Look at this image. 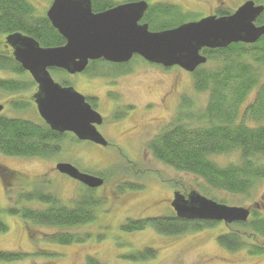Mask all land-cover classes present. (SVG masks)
Returning a JSON list of instances; mask_svg holds the SVG:
<instances>
[{
    "label": "rangeland",
    "instance_id": "rangeland-1",
    "mask_svg": "<svg viewBox=\"0 0 264 264\" xmlns=\"http://www.w3.org/2000/svg\"><path fill=\"white\" fill-rule=\"evenodd\" d=\"M28 1L34 5L38 15L45 14L51 2V0ZM149 2L177 4L184 14H196L198 16L196 18H199L214 13L217 7L233 10L242 0H150ZM131 65L134 68L132 77L134 79L129 82V93L139 106L149 101L158 103L159 98L171 85L176 89L177 94L173 93L165 105H156L142 116L141 124H137L140 136L131 140V144L127 146L132 153L125 152V145L120 144L125 150H122L125 158L119 155L117 147L120 145L116 142L119 141L118 137L107 138L109 145L104 147L90 141H75L70 136H66L60 142L58 152L45 158L12 157L0 152V164L15 170L20 176V182L12 177L6 176L5 179L0 177V220L8 227L6 232L0 234V251L27 254L20 260L0 261V264H87L88 257L96 258L103 264H264V254L251 255L244 249L231 252L220 247L216 237L228 230L222 222L212 227H202L198 231L191 230L172 236L158 234L149 226L142 231L121 230L120 226L127 219L172 215V209L165 205L169 190L165 189L167 183L164 181L175 180L179 182V186L188 190L195 188L199 192L197 186L203 183L196 176L176 171L155 159L147 148V143L171 124L183 97L191 100L195 110H200L207 102L208 92L197 91L191 73L176 66L161 71L156 65L149 66L139 56H134ZM205 66L215 68L216 64L215 61L209 60ZM115 70L108 63L98 61L92 63L87 73L70 75L52 70L50 74L56 82L68 80L78 92L103 94L110 86L109 82L107 83L108 78L104 76L112 74ZM14 77V74L0 72V78ZM24 78L27 79V76L24 75ZM261 78L264 79V67L261 69ZM255 92L256 90L253 89L248 94L240 111L252 102ZM19 93L9 94L0 90V103L13 97L14 100L22 101L25 105L23 108L15 109L8 103L1 116L41 122L35 104L31 99L27 100L32 93L31 88ZM105 98L101 95L96 107L103 115L108 113L109 108V102ZM244 122L247 125L254 124L248 119ZM105 126L98 127L101 133L106 132ZM119 133L120 128L113 132L114 135ZM212 158L222 165L237 160V156L233 154L216 155ZM260 160L264 162V158ZM59 162L70 163L82 172L102 174L106 178V183L96 190L89 191L77 181L57 172L55 165ZM131 162H134L132 168ZM23 174L28 176L25 177ZM128 183H135L137 186L133 190L128 189L125 187ZM42 187L57 195L62 199V203L69 207H72L73 201L81 194H90L99 198L102 203L100 202L97 208V219L89 224L58 228L32 224L8 213V207H45L44 203L34 201L17 202L19 193ZM211 192L220 200H224L227 205L253 208L264 216V178L256 180L251 190L242 195L213 190ZM65 232L80 236L87 234L88 237L81 243L66 245L48 241L51 234ZM148 247L154 250V257L143 261L128 259L129 254Z\"/></svg>",
    "mask_w": 264,
    "mask_h": 264
},
{
    "label": "trees",
    "instance_id": "trees-1",
    "mask_svg": "<svg viewBox=\"0 0 264 264\" xmlns=\"http://www.w3.org/2000/svg\"><path fill=\"white\" fill-rule=\"evenodd\" d=\"M91 1L93 11L104 10L113 3V0ZM253 1L264 5V0ZM148 5L142 19L152 31L172 28L198 17L196 14H184L177 4L149 2ZM231 12L226 7H217L213 14L221 16ZM255 23L264 24V9ZM14 32L28 35L44 47L65 43L45 14H36L34 5L28 0H0V41L5 35ZM202 53L206 54L207 61H215L216 64L215 68H209L205 63L191 72L194 88L208 92L205 106L195 110L191 100L183 97L176 117L170 125L148 141L147 148L152 156L163 164L200 179L203 183L198 184L197 188L203 195L225 203L211 191L242 195L251 190L256 180L264 178V162L260 160L264 158V79L261 78V69L264 67V35L254 43H231L226 47L205 48ZM52 70L57 73L66 72L58 68ZM0 72L15 75L14 78H0V90L4 92L15 94L31 86L25 84V71L20 64L1 49ZM253 89L256 90L254 99L240 111ZM9 105L15 109L25 106L22 101H16L13 97ZM246 119L254 124L247 125L244 122ZM66 136L68 134L52 130L42 120L35 123L0 115V152L12 157H50L58 152L60 142ZM231 154L236 155L237 160L224 165L212 158L216 155ZM133 163L131 162V168ZM6 176L20 182V176L15 170L0 164L1 179ZM125 185L132 190L137 186L135 183ZM21 201H34L46 206L8 207V213L32 224L58 228H71L94 222L101 202L93 195L81 194L73 201L72 207H69L44 187L19 193L17 202ZM217 224L214 220H187L168 215L127 219L120 228L123 232H132L142 231L149 226L158 234L172 236ZM227 228V231L216 237L220 247L231 252L244 249L251 255L264 254V216L256 209H251L246 222H234L228 224ZM7 230V225L0 220V234ZM87 237V234L80 236L65 232L51 234L48 241L66 245L81 243ZM154 255V250L148 247L129 254L128 259L143 261ZM25 256L27 254L20 252L0 251V261L12 262ZM87 264L103 263L88 257Z\"/></svg>",
    "mask_w": 264,
    "mask_h": 264
},
{
    "label": "water",
    "instance_id": "water-1",
    "mask_svg": "<svg viewBox=\"0 0 264 264\" xmlns=\"http://www.w3.org/2000/svg\"><path fill=\"white\" fill-rule=\"evenodd\" d=\"M147 8L146 0H138L93 12L91 0H52L46 18L64 38V44L44 47L19 32L5 37L16 62L36 82L32 98L39 116L52 130L71 132L81 141L107 144L96 128L102 122L101 115L82 93L56 82L51 68L76 74L83 72L89 61L124 63L138 55L149 63L193 72L207 61L203 49L254 43L264 35V24L255 23L264 5L253 0L244 1L227 15L208 14L159 31H151L147 23L140 22ZM55 169L89 188L103 184L102 178L81 172L70 163L59 162ZM171 206L177 217L187 220L230 224L245 222L250 215L249 207L220 203L194 189L186 196L175 192Z\"/></svg>",
    "mask_w": 264,
    "mask_h": 264
},
{
    "label": "flooded vegetation",
    "instance_id": "flooded-vegetation-1",
    "mask_svg": "<svg viewBox=\"0 0 264 264\" xmlns=\"http://www.w3.org/2000/svg\"><path fill=\"white\" fill-rule=\"evenodd\" d=\"M127 2H131V0H118V1L113 0V3L111 4L110 7L116 6V5L121 4V3H127ZM91 4H92V1H91ZM105 9H107V8H105ZM46 11H45V14H46ZM98 11H101V10H98ZM98 11H94V12H98ZM5 37H6V35L0 41V49H1V51L5 52L9 57H12L14 59L13 49L7 43V41L5 40ZM134 56L128 62L108 63L110 66L114 67L116 70L112 74H110L108 76H104V77L108 78L107 83L109 82L110 86L103 92V94H90L89 92H88V94L82 93L85 96L86 102L91 106L92 109H94L96 111H97V109H96L97 104H99V101L101 100V95H103V98L106 97L105 99L108 100V102H109L108 113L103 115V114H101V112L97 111L102 117V122H101V124L96 125V128L99 131V129H98L99 126L106 125L105 126L106 132L101 133L99 131V133L106 139V141H107V138H109V137L110 138H112V137L117 138L118 137L119 141H116V142L119 145L120 144L125 145L126 151L124 149H122L121 145L119 147H117L119 155H121L122 158H125V156H124L125 153L122 150H124L125 152H127L129 154L132 153L131 151H129L127 146L129 144H131L130 143L131 140H133L134 138H138L140 136V132L138 130L137 124H139V123L141 124L142 116L147 114L150 110L154 109L156 105H160V104L165 105L167 99L173 93L177 94L176 89L174 87H172V85H171L170 88L168 90H166L164 92V94H162V96L159 98L158 103H155L154 101H149V102L144 103L143 105L141 104L140 106L138 105V103H135L134 97L132 96L131 93H129V85H130L129 82L131 79L132 80L134 79V78H132L134 75V68L131 67ZM92 62H94V61H89V63H88L89 65H87L88 67H86L87 69H85L82 73H87V70L90 69ZM147 64L149 66L155 65V64H151V63H147ZM156 68L160 69L161 71H166V70L172 69L173 67H163L161 65H156ZM51 69H53V68H51ZM51 69H50V72H51ZM24 71H25V75L27 76L25 84L27 85V83H28V85H31L29 87L31 88V91H32L30 98L29 99L27 98V100L31 99V101L34 103L32 95L37 91V84L33 80V78L31 77L29 72L26 70H24ZM65 74H68V73L65 72ZM95 75L100 76L98 74H95ZM118 79H121V81ZM118 81H120V83ZM58 83H60V82H58ZM60 84H62L64 86H72L68 80H62ZM29 87H26V88L28 89ZM108 97H110V99H108ZM130 99H131V101H130ZM10 102H11V98H9L5 102H2V104L5 107V106H7L8 103L10 104ZM177 114H178V111H177ZM119 128H120V133L117 135H114L113 132ZM64 133L68 134V136L70 135L71 138L73 137L74 139L80 141L79 139H77V137L73 133H71V132H64ZM106 134H108V136ZM96 145H98V144H96ZM107 145H109V143H107L105 146H107ZM99 146H102V145H99ZM85 173L94 175L93 172H85ZM23 175L28 176L27 174H23ZM95 176L102 178L103 184L101 186H99V187H102L106 183L105 176H103L102 174H95ZM75 181H77V180H75ZM173 181H175V180L164 181L167 183V188H165V189L169 190V197L165 200V202H166L165 205L168 208L172 209V215L175 216V212H174L173 208L171 207V202L174 199V193L180 192L181 194L186 196L188 193V190L179 186L177 183L173 184L172 183ZM77 182L82 184L83 186H85L89 190H96L99 188V187L89 188L86 185H84L83 183H81L79 181H77ZM161 184H163V183H161Z\"/></svg>",
    "mask_w": 264,
    "mask_h": 264
}]
</instances>
